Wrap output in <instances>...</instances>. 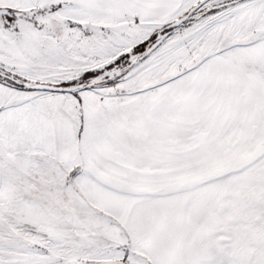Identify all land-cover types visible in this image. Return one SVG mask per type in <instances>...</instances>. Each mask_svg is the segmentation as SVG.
I'll return each instance as SVG.
<instances>
[{
  "label": "snow or ice",
  "instance_id": "snow-or-ice-1",
  "mask_svg": "<svg viewBox=\"0 0 264 264\" xmlns=\"http://www.w3.org/2000/svg\"><path fill=\"white\" fill-rule=\"evenodd\" d=\"M0 264H264V0H0Z\"/></svg>",
  "mask_w": 264,
  "mask_h": 264
}]
</instances>
